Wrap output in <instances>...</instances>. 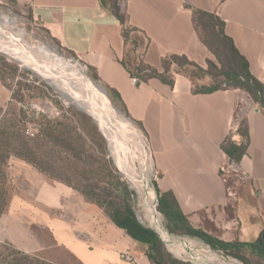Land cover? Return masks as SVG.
Returning <instances> with one entry per match:
<instances>
[{
  "label": "crops",
  "instance_id": "0c3cea01",
  "mask_svg": "<svg viewBox=\"0 0 264 264\" xmlns=\"http://www.w3.org/2000/svg\"><path fill=\"white\" fill-rule=\"evenodd\" d=\"M5 1L29 8L49 40L71 52L107 92L120 95L128 118L146 137L158 174L155 185L161 193L174 195L194 229L225 243L258 239L264 230V108L251 99L239 119L233 91L196 94L185 79L174 86L159 79L134 84L122 62L126 45L114 4L130 26L148 36L145 62L160 72L163 60L172 55L186 56L203 69L214 56L194 26L197 9L224 21L225 34L252 75L264 83V0ZM246 129L248 137L243 135ZM230 136L237 145L248 140L238 165L248 182L233 187L234 196L228 194L221 173L228 161L222 145ZM10 170L15 178L17 168ZM37 173L18 174L33 190L17 191L0 215L1 247L36 264H156L147 244Z\"/></svg>",
  "mask_w": 264,
  "mask_h": 264
},
{
  "label": "rangeland",
  "instance_id": "374dc122",
  "mask_svg": "<svg viewBox=\"0 0 264 264\" xmlns=\"http://www.w3.org/2000/svg\"><path fill=\"white\" fill-rule=\"evenodd\" d=\"M2 15L16 17L18 23L16 24L15 19L11 17L8 22H4ZM0 16H2L0 17V29L8 35L10 42L16 45L21 44L24 48L46 55H49V52L45 51V48L50 47L52 51L58 53L59 58L62 57L67 63L82 68L92 81L100 84L92 78L88 69L71 52L49 40L40 22L34 18L29 8L16 7L2 0ZM41 57L38 58L41 60ZM211 60L217 64L214 56ZM175 70L176 72H174ZM205 70H208V65ZM58 71L54 73L60 75L62 71ZM172 72L175 81L185 79L188 83L190 82L193 92L214 84L211 77L202 76L196 68L191 66L178 68L174 64ZM230 91H233L234 96L237 97L235 116L242 119L248 104L250 105L251 98L242 90L230 89ZM60 94L37 72L25 68L19 61L0 53V132L3 133L0 138V146L12 152L7 168L4 170L6 179L0 176V188L4 192L3 198L9 200L10 204L17 191L25 188L27 189L25 191H32L33 188L18 174L25 171L29 174L38 172L37 174L44 180H48L50 183L54 182L60 188L66 187L67 193L74 194L83 203L87 201L89 210L92 209L95 213H104V215L108 207H102L92 202L93 197H88L84 192L92 194L93 191L99 200L101 195L104 196V192L101 190L103 188H110L113 195H120V183H122L130 191V200L135 214H139V217L140 214L145 215L144 206L148 195H146L147 192L143 183L140 182V178L147 174L150 175L147 178L151 180V186L155 185V181L152 176L154 169L151 154L144 133L115 105L108 92L105 93L120 117L131 122L133 128L138 130L136 134L126 128L119 131L121 160L117 161L111 152L105 131L100 125L89 114L67 103L68 101ZM58 138L67 142V146ZM23 141L28 143V147L22 144ZM142 144L146 147H143ZM142 148L145 150L143 151ZM142 162L146 163L149 172L142 169ZM11 166L17 168L15 178L11 177ZM29 168H32L33 171ZM127 168L129 171L126 172ZM129 179L137 182V188L133 187ZM247 182L246 175L241 170H238V173L232 172L229 177V185L232 187L239 188ZM94 186L100 189L92 190ZM155 192L157 198V189ZM151 197L155 198L154 195ZM160 218L162 226L169 234L168 242H171L169 249L163 242L159 248L158 257L165 264H191V261L187 260H194V264H237L238 262L264 264L263 259L249 252H243L242 255L247 261L246 263V261L243 262L233 256H222L221 254L219 256L216 252H210L209 249L198 243L197 246H193V241L188 238L190 236L172 232L165 216L161 214ZM159 232L163 237L166 236L162 231L159 230ZM186 241L189 248L185 247L186 244H181ZM208 256L215 259L211 260ZM1 261L7 264H36L6 246H0Z\"/></svg>",
  "mask_w": 264,
  "mask_h": 264
},
{
  "label": "trees",
  "instance_id": "16d2710c",
  "mask_svg": "<svg viewBox=\"0 0 264 264\" xmlns=\"http://www.w3.org/2000/svg\"><path fill=\"white\" fill-rule=\"evenodd\" d=\"M114 11L123 25V37L126 45V53L123 59V65L129 71L132 77H137L140 83H147L151 79H159L164 84L174 86L175 79L172 75V66L175 64L178 68L182 66H191L196 68L202 76H209L214 84L209 87L196 89V94H211L220 90L239 89L249 95V97L264 108V83L257 80L250 72L247 60L237 50L234 42L225 34V23L217 15L207 13L201 10H193V22L196 30L200 34L203 43L212 52L217 60V64L212 60H208V70L198 66L190 61L186 56L172 55L163 60V71L146 64L145 59H142L150 45V39L138 28L128 24L126 16L122 15L119 8L114 4ZM176 72V70L174 71ZM95 81H98L96 75L91 74ZM222 79V80H220ZM109 96L115 102V105L129 117L128 111L122 102L120 95L114 91L108 90ZM86 117V116H83ZM3 133L0 132V138ZM244 136L248 137L247 129L243 132ZM59 141L67 142L58 138ZM22 144L28 147L25 141ZM9 149V148H7ZM222 149L227 155L228 161L233 164L238 170V165L248 150V140L246 144L237 145L236 142L228 138L222 145ZM12 155V152L0 146V176L6 179L5 168ZM112 169V168H109ZM106 185H109L106 183ZM121 186L120 195H113L110 188L101 189L104 196H98L84 192L88 197L92 196V202L102 207H108L106 214L120 228L126 230L128 234L135 240L145 243L149 246V256L156 264H163L158 260V253L161 239L151 229L144 227L137 219L133 211L132 202L130 200V191L128 188ZM100 188L94 186L92 190ZM160 195V204L158 211L165 216L169 222V229L174 233L197 237L215 250H221L228 256H233L245 262L243 252L252 253L264 260V230L261 232L258 239L253 243H225L218 239L209 236L201 230L194 229L188 219L183 215L180 207L172 193H161L156 186ZM4 192L0 188V215L4 214L9 208V200H5ZM247 263V261H246ZM248 264V263H247Z\"/></svg>",
  "mask_w": 264,
  "mask_h": 264
},
{
  "label": "bare ground",
  "instance_id": "6f19581e",
  "mask_svg": "<svg viewBox=\"0 0 264 264\" xmlns=\"http://www.w3.org/2000/svg\"><path fill=\"white\" fill-rule=\"evenodd\" d=\"M9 19L8 16H4L2 20L8 22ZM45 51L49 52V55L45 53H36L31 49L24 48L21 44H13L10 42L8 35L0 29V52L19 61L25 68L37 72L39 76L61 93L60 95L68 101L67 103L76 106L93 117L105 131L113 156L117 161L119 159L121 160L119 156V131L126 128L128 131L136 134L138 130L133 128L131 122L123 119L122 116L120 117L116 108L112 105L105 93L100 89L98 84L88 77L82 68L67 63L62 57L59 58L58 53L54 50L52 51L50 47L45 48ZM39 56H42L41 60L38 58ZM57 70L62 71L60 75L54 73L57 72ZM142 146L146 147L143 144ZM144 150L145 149H143V151ZM144 156L145 154L143 153V157ZM125 171H129V169L127 168ZM137 185V182L133 180V187L137 188ZM151 195H148L147 201L144 199V201H146L144 207L147 214H140V219L143 223L155 226L158 230L162 231L164 235L166 234V236L162 237L168 241L167 236L169 234H167L164 226H162V219L157 216L152 203L153 197H151Z\"/></svg>",
  "mask_w": 264,
  "mask_h": 264
},
{
  "label": "built area",
  "instance_id": "2783aa9c",
  "mask_svg": "<svg viewBox=\"0 0 264 264\" xmlns=\"http://www.w3.org/2000/svg\"><path fill=\"white\" fill-rule=\"evenodd\" d=\"M2 16H8V15H2ZM2 16H0V17H2ZM9 17H11V18H14L15 19V21H16V24L18 23V19L16 18V17H12V16H9ZM14 26H16V25H14ZM12 27V26H11ZM17 28V27H16ZM18 29H20V28H18ZM24 30V29H23ZM16 32V31H15ZM1 53V52H0ZM144 59V58H143ZM86 70V69H85ZM132 81H133V83L134 84H137L138 82H139V79L137 78V77H133V79H132ZM232 140L234 141V142H237L236 140H235V137H232ZM141 167H142V169L144 170V171H148L149 172V169H148V167L146 166V163H143V164H141ZM236 167L233 165V164H231L229 161H227L224 165H222V167H221V173H222V179L224 180V182L227 184V190H228V194L230 195V196H234L235 195V192L233 191V187L232 186H230L229 185V177H230V175H231V173L232 172H237L238 173V169L236 168ZM147 176H148V174L145 176V177H143V178H140V179H143V181H144V187L146 188V189H148L149 190V188L151 187V188H153V189H155V185H153L152 184V186L150 185V182H151V180L149 179L148 180V178H147ZM150 176V175H149ZM148 176V177H149ZM152 176H153V180L156 182V180H157V178H158V174H157V172L155 171V170H153V172H152ZM147 178V179H146ZM129 181H130V183L133 185V180H131V179H129ZM143 183V182H142ZM156 190V189H155ZM153 200H152V203L154 202V198H152ZM138 215V219H139V221L140 222H142L141 221V219H140V217H139V214H137ZM160 217V216H159ZM143 223V222H142ZM141 223V224H142ZM144 224V223H143ZM142 224V225H143ZM145 225V224H144ZM124 258L126 259V260H128V261H130V262H134V259L131 257V256H124ZM187 261H192L193 263H195L194 262V260H187Z\"/></svg>",
  "mask_w": 264,
  "mask_h": 264
},
{
  "label": "water",
  "instance_id": "95a60500",
  "mask_svg": "<svg viewBox=\"0 0 264 264\" xmlns=\"http://www.w3.org/2000/svg\"><path fill=\"white\" fill-rule=\"evenodd\" d=\"M87 73V72H86ZM96 83V82H95ZM99 87H100V89L104 92V93H107V90L104 88V87H102V85H98ZM130 120V119H129ZM94 121L96 122V120L94 119ZM131 121V120H130ZM140 182H143V184H144V181H143V179H141V181ZM145 188V187H144ZM144 190V189H143ZM145 190H146V192H147V194L146 195H151V196H155V198H154V202H153V205H154V209H155V211H156V213H157V216H160V212L158 211V206H159V199H158V197L156 198V190L155 189H153V188H149V190L148 189H146L145 188ZM151 193V194H150ZM137 216V218H138V215H136ZM139 220V219H138ZM140 222V221H139ZM140 223H142V222H140ZM143 224V223H142ZM143 226H145V227H147L148 229H151V230H153L157 235H158V237L161 239V241L165 244V246L169 249V244L171 243V242H168V241H166L163 237H162V235H161V233L159 232V230L155 227V226H151V225H144L143 224ZM189 238V240L190 241H195V242H197V243H199V244H201L202 246H204V247H206L207 249H209V251L210 252H216L219 256H220V254L222 255V256H226L227 254H225L223 251H221V250H214V249H212V247H210L206 242H204V241H202V240H200V239H197V238H195V237H188ZM181 243V242H180ZM181 244H186V246L185 247H188L189 248V246H187V244H188V242L186 241V242H184V243H181ZM201 246V247H202ZM171 252V251H170ZM171 253H173V252H171ZM215 253V254H216ZM175 255V254H174ZM228 256V255H227ZM192 262V261H191ZM239 264H242L241 262H238Z\"/></svg>",
  "mask_w": 264,
  "mask_h": 264
}]
</instances>
